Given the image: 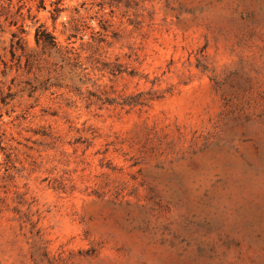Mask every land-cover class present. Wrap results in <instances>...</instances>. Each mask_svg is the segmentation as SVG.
I'll use <instances>...</instances> for the list:
<instances>
[{
	"label": "rangeland",
	"instance_id": "rangeland-1",
	"mask_svg": "<svg viewBox=\"0 0 264 264\" xmlns=\"http://www.w3.org/2000/svg\"><path fill=\"white\" fill-rule=\"evenodd\" d=\"M0 264H264V0H0Z\"/></svg>",
	"mask_w": 264,
	"mask_h": 264
},
{
	"label": "trees",
	"instance_id": "trees-1",
	"mask_svg": "<svg viewBox=\"0 0 264 264\" xmlns=\"http://www.w3.org/2000/svg\"><path fill=\"white\" fill-rule=\"evenodd\" d=\"M49 36L51 37V35H49ZM36 40H37V42H40L41 40L46 42V39H44V37L42 35H40V29H37V31H36Z\"/></svg>",
	"mask_w": 264,
	"mask_h": 264
}]
</instances>
